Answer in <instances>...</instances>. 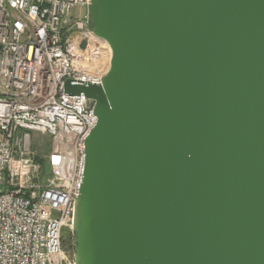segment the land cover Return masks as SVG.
<instances>
[{
  "label": "water",
  "instance_id": "1",
  "mask_svg": "<svg viewBox=\"0 0 264 264\" xmlns=\"http://www.w3.org/2000/svg\"><path fill=\"white\" fill-rule=\"evenodd\" d=\"M91 2L76 264H264V0Z\"/></svg>",
  "mask_w": 264,
  "mask_h": 264
},
{
  "label": "built area",
  "instance_id": "2",
  "mask_svg": "<svg viewBox=\"0 0 264 264\" xmlns=\"http://www.w3.org/2000/svg\"><path fill=\"white\" fill-rule=\"evenodd\" d=\"M91 5L0 0V264H76L61 233L74 238L85 140L97 117L93 100L64 85H101L111 60L91 29ZM103 53L108 67L95 69Z\"/></svg>",
  "mask_w": 264,
  "mask_h": 264
},
{
  "label": "rangeland",
  "instance_id": "3",
  "mask_svg": "<svg viewBox=\"0 0 264 264\" xmlns=\"http://www.w3.org/2000/svg\"><path fill=\"white\" fill-rule=\"evenodd\" d=\"M91 29H93L94 30V26H93V23L91 24ZM34 135V143L37 141V139L39 138V140H41L42 139V136L41 135H39V134H33ZM39 151L42 153H45V154H49L50 152H51V149L49 150V149H45V150H43L42 148H39ZM45 172H49V168L48 167H46L45 168ZM61 235H62V237H63V242L65 243V245L67 246V247H72V246H74V238H73V236L72 235H70L69 234V231L66 229V228H64L63 230H62V233H61ZM72 241V242H71ZM73 251H74V248H73Z\"/></svg>",
  "mask_w": 264,
  "mask_h": 264
},
{
  "label": "bare ground",
  "instance_id": "4",
  "mask_svg": "<svg viewBox=\"0 0 264 264\" xmlns=\"http://www.w3.org/2000/svg\"><path fill=\"white\" fill-rule=\"evenodd\" d=\"M102 60L100 61V65H96L95 67V69H106L107 67H108V63H109V58H110V56H109V54H107V53H103V55H102Z\"/></svg>",
  "mask_w": 264,
  "mask_h": 264
},
{
  "label": "trees",
  "instance_id": "5",
  "mask_svg": "<svg viewBox=\"0 0 264 264\" xmlns=\"http://www.w3.org/2000/svg\"><path fill=\"white\" fill-rule=\"evenodd\" d=\"M71 242H72V241H71ZM64 247L67 248V249H72V250H73V248H74V246H72V247H67V246L65 245V243H64Z\"/></svg>",
  "mask_w": 264,
  "mask_h": 264
}]
</instances>
